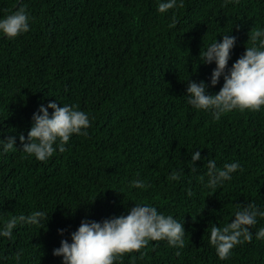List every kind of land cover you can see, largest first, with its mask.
<instances>
[{
	"label": "trees",
	"instance_id": "trees-1",
	"mask_svg": "<svg viewBox=\"0 0 264 264\" xmlns=\"http://www.w3.org/2000/svg\"><path fill=\"white\" fill-rule=\"evenodd\" d=\"M159 2L0 0V16L23 6L31 17L28 32L0 36V139L16 136V147L0 154V224L38 209L48 219L0 237V264H62L53 249L81 220L126 214L137 202L183 223L184 247L177 255L166 240L150 241L114 264H264V239L255 237L264 218L225 260L208 242L211 224L229 222L239 205L264 208V107L214 121L185 96L189 78L210 80L215 64L199 56L207 44L236 37L229 67L251 45L250 30L264 27V0H183L164 13ZM49 101L76 105L90 127L38 161L19 135L27 137L33 112ZM195 150L203 159L192 172ZM208 159L218 167L239 161L242 170L212 191L199 179H207ZM172 169L182 170L180 180L169 181ZM134 179L148 186L132 187Z\"/></svg>",
	"mask_w": 264,
	"mask_h": 264
},
{
	"label": "clouds",
	"instance_id": "clouds-1",
	"mask_svg": "<svg viewBox=\"0 0 264 264\" xmlns=\"http://www.w3.org/2000/svg\"><path fill=\"white\" fill-rule=\"evenodd\" d=\"M183 0H160L157 11L164 13L181 6ZM31 17L23 6L9 14L0 16V36L12 39L30 30ZM176 23L175 15L169 27ZM215 38L200 51V62L212 64L209 82L187 80L186 103L196 110L208 111L212 119L219 120L223 114L233 110L244 112L260 111L264 107V27H256L249 32L250 46L229 67L231 52L236 44V37L229 33ZM223 77V84L218 92L210 94L209 86H215ZM49 109L52 112L49 113ZM31 127L27 137L19 135L22 151L34 156L38 161H47L57 150L64 152L70 138L75 135L87 136L90 127L89 114L76 105L49 101L47 106L40 104L31 117ZM16 147V136L9 135L0 139V154ZM201 152H192L189 170L196 171V161L202 160ZM242 170L239 161L225 162L218 167L214 159L207 160V179H199L209 190L232 179V174ZM182 170L172 169L169 181H178ZM130 185L146 188L141 179H134ZM191 194V193H189ZM264 218V208L248 202L239 205L233 212V218L223 226L212 223L209 228L208 242L215 248L217 257L225 260L232 249L245 241H251L253 233L250 226L257 224V218ZM47 219L44 210H33L27 215L11 216L0 224V237H11L18 224L39 226ZM48 220V219H47ZM63 235L64 229H58ZM185 229L183 223L172 215H165L147 203H134L126 214L114 215L102 221L83 219L69 239H61L60 246L53 249V255L62 258V264H114L123 255L140 251L150 241L166 240L170 247H184ZM258 240L264 239V226L255 233ZM143 256V252H140ZM19 259V254H17Z\"/></svg>",
	"mask_w": 264,
	"mask_h": 264
}]
</instances>
